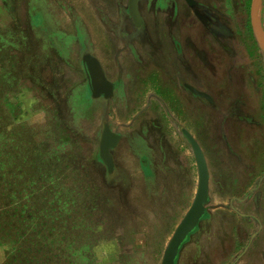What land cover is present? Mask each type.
<instances>
[{"label":"rangeland","instance_id":"1","mask_svg":"<svg viewBox=\"0 0 264 264\" xmlns=\"http://www.w3.org/2000/svg\"><path fill=\"white\" fill-rule=\"evenodd\" d=\"M159 1H139L146 22H167ZM202 1L205 12L222 18V33L210 28L203 34L183 0H168L199 25L200 51L227 48L245 88H262L264 101V48L251 24L253 0ZM128 3L0 0V264H162L197 189L194 153L181 129L192 130L208 151L215 150V135L242 131L235 103L196 106L194 121V107L179 91L161 97L165 101L157 97L153 107L149 74L156 58L177 55L179 31L171 30L170 49L157 55L156 33L151 38L148 30H136ZM259 20L264 33V0ZM88 53L121 85L107 111L89 102L82 62ZM137 94L153 108L138 105ZM205 110L209 115L200 120ZM103 115L123 136L113 152L114 177L99 158ZM223 198H213L177 264H264V233L257 236V223L243 216L255 212L252 204L241 199L227 206ZM230 206L238 213L220 209Z\"/></svg>","mask_w":264,"mask_h":264},{"label":"crops","instance_id":"2","mask_svg":"<svg viewBox=\"0 0 264 264\" xmlns=\"http://www.w3.org/2000/svg\"><path fill=\"white\" fill-rule=\"evenodd\" d=\"M183 1L185 2V0ZM157 5L161 8L163 14L168 15L166 19L167 22H161L159 19L160 17L157 18L158 22H146L145 17L141 13L139 4L143 24L140 28H137L132 19L136 30H145V32L148 30L151 38L153 37V34L156 33L154 35L155 43L152 42V46L155 49V52H157V55L162 51L170 49L168 42L169 38L167 37L171 36V30L179 31L180 41L176 44V49H178L177 55L168 54L165 56V59L156 58L157 61L155 62V67L152 69L151 74H149L154 78V81H152L154 85L151 86V93H153L152 97L154 98L152 105L153 107H157V105H155V102L158 101L157 97H160L162 101H165V99L161 97L166 98L169 93L179 91L181 97L186 99L187 103H189V107H194V114L190 120L194 121L197 118L195 112L196 106L205 107L206 109L211 107L213 110L215 108H221L227 102L230 103L229 106L235 103V107L239 109L235 118L236 122L242 126V131H240V135H215L217 138L214 140V151L206 150L205 145L203 144L204 142L201 143V141L195 137L196 135L192 130L182 128L181 132L186 130L195 138L203 150L207 161L209 170V203L207 205L206 215L209 212V205L216 202L213 198L217 199L219 194L225 196V198H223V203L227 206L231 203L235 205V200L239 201L242 199L240 203L252 204V208L255 212L250 216H243H245V219L250 218L257 223L258 232L256 234L258 236L260 233H264V101L260 96L262 88L255 84L252 85V89L250 90L245 88V85H243L242 72L238 73L233 68L236 58L231 57L227 48L225 49V52H217V49L216 52H212V50H210L211 46L209 45V47L200 51L201 37L203 38V35L198 29L199 25L196 24V26H193L191 24L192 19L187 17L185 11H183L178 5L177 7L175 5L174 8H171L168 0H160ZM185 5L191 9V13L195 16L194 8L188 6L186 2ZM195 18L203 27L202 33L205 30L209 31L210 28H207L208 26H206L198 17ZM226 22L227 23L224 25H226L227 29H230L232 25L229 24L228 19ZM196 30H199V33H197ZM215 31L222 33L223 29ZM205 38L207 39V44H209L208 41L210 37L205 36ZM220 41L221 39L217 40V42L214 41L215 43H212V47ZM237 42V36H232L231 43L236 44ZM203 46L204 45H202V47ZM188 48L190 49V55H187ZM210 52H212V54H210ZM228 56H230L231 63L228 62ZM240 59H242V57ZM166 70L169 72H166ZM246 74L249 75V79L253 77L250 75L252 73ZM110 81L115 84L114 97L108 100L104 98L94 99L89 89V102L91 105L101 106L103 110L107 111L109 105L117 100L118 93L121 91V85L117 80ZM186 85H190L197 91L209 95L212 98V102L203 97L194 95L186 88ZM216 92L219 94H215ZM143 95L144 94H141V97H143ZM233 95L235 96L234 98H232ZM137 98L139 99L138 105L153 108L149 102L145 104L143 99L140 101L138 94ZM205 114L209 115V110H205L203 115L200 113L198 118L200 120L202 119V116L205 118ZM105 119H107L106 115H103L101 117V122L103 125L109 124L113 131L112 125L108 121H104ZM120 135L121 143L123 136L122 134ZM113 152L112 154L115 163L114 173H118L119 167ZM143 165L146 171H149L150 168H152L150 164L147 166H145V164ZM150 178L152 177H148V179ZM191 182L194 189L195 187L198 188V168L197 181L196 177L192 176ZM225 188L228 189L230 193H223L222 189L226 190ZM220 209L227 214H230L231 212L238 213L233 206ZM256 234L253 235L255 236Z\"/></svg>","mask_w":264,"mask_h":264},{"label":"water","instance_id":"3","mask_svg":"<svg viewBox=\"0 0 264 264\" xmlns=\"http://www.w3.org/2000/svg\"><path fill=\"white\" fill-rule=\"evenodd\" d=\"M262 0H253L251 8V24L253 32L264 48V33L260 26L259 9ZM188 6L194 8L195 15L207 26L206 17L197 9L195 0H185ZM196 8V9H195ZM128 11L137 28L143 24V19L139 10L138 0H129ZM84 70L88 79V86L94 99L104 98L112 99L115 92V84L111 82L98 58L92 54H85L82 58ZM186 88L194 95L203 97L212 102V98L197 91L194 87L186 85ZM183 133L187 137L197 163L198 168V188L194 201L175 229L168 246L164 252L162 264H177L180 252L184 244L189 240L199 228L207 213V205L209 203V170L203 150L195 138L186 130ZM121 140V135L112 131L109 124H104L99 144V158L106 166L108 174L111 175L115 171V163L112 152L117 148Z\"/></svg>","mask_w":264,"mask_h":264},{"label":"flooded vegetation","instance_id":"4","mask_svg":"<svg viewBox=\"0 0 264 264\" xmlns=\"http://www.w3.org/2000/svg\"><path fill=\"white\" fill-rule=\"evenodd\" d=\"M196 4H197V9H199V11H201V13L206 17L207 19V22H208V27L207 28H211V29H215L217 30L218 27L217 25H222L223 23L221 22L222 21V18H219L215 15H212L211 13H208V12H205L204 9H202L200 6H202V3L203 1L202 0H195ZM195 8V9H196ZM195 17H197L195 15ZM221 17V16H220ZM201 22V21H200ZM148 164H145V166H147ZM116 176V172L113 174V177Z\"/></svg>","mask_w":264,"mask_h":264}]
</instances>
